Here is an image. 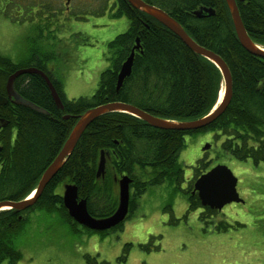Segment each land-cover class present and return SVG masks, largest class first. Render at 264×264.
<instances>
[{"label": "trees", "instance_id": "16d2710c", "mask_svg": "<svg viewBox=\"0 0 264 264\" xmlns=\"http://www.w3.org/2000/svg\"><path fill=\"white\" fill-rule=\"evenodd\" d=\"M166 11L202 47L220 55L229 66L233 80V98L225 113L201 133L215 134L220 151L239 161L252 160L264 165V58L250 54L240 43L225 0H145ZM129 29L109 42V67L100 79L92 97L67 100L61 81L51 70L57 58L46 51L34 33L29 41L35 48L29 57L15 62L0 53V94L7 96L8 77L17 69L34 66L48 74L63 98L64 108L56 106L51 92L40 75H22L15 87L22 97L45 109L44 115L11 100L0 106V118L10 120L14 132L4 130L3 164L0 168V201H18L36 187L41 175L54 161L74 128L78 116L88 109L112 101L134 105L156 117L186 121L209 114L217 105L223 87L220 69L211 60L193 52L163 24L123 2ZM212 8L216 14L197 19L198 9ZM240 15L250 38L264 47V0L238 1ZM44 27L42 31L49 30ZM48 39H55L51 31ZM42 40V32H41ZM140 38L141 49L136 52L132 75L117 91V75ZM42 48L44 51H39ZM69 115L68 119L64 117ZM191 132L162 130L130 114L114 112L95 120L82 135L73 154L59 171L57 179L75 183L79 197L86 199L90 214L97 218L112 215L118 204L114 190V169L118 176L127 175L131 184L130 209L133 214L139 199L150 186L164 183L181 189L185 171L179 156L185 148V136ZM106 154L104 177H96V165L101 152ZM222 154V156H224ZM225 157V156H224ZM205 159L194 168L197 177L210 169ZM147 170L152 176L140 181ZM109 174V175H108ZM56 179L42 194V207L48 211L61 210L74 226L64 208ZM184 189L190 201L189 211L202 209L193 185ZM199 220L210 232H228L226 221L215 224L221 212L203 208ZM10 211L0 213V264H18L22 258L17 247L23 227L14 231ZM206 214V215H205ZM207 217L209 219H207ZM11 224V225H10ZM213 224V226H212ZM121 226L112 229L119 230ZM21 228V229H20ZM88 229V228H86ZM90 230V229H88ZM91 231V230H90ZM208 231V230H205ZM120 260L125 261L123 256Z\"/></svg>", "mask_w": 264, "mask_h": 264}, {"label": "rangeland", "instance_id": "374dc122", "mask_svg": "<svg viewBox=\"0 0 264 264\" xmlns=\"http://www.w3.org/2000/svg\"><path fill=\"white\" fill-rule=\"evenodd\" d=\"M16 1L29 4L33 0H13ZM91 1L94 12L86 15L83 13L88 11L81 0L74 1L75 14L81 17L74 16L72 21L64 17L67 10L60 1L42 0V16L36 19L42 22V29L51 27L55 33L54 40L37 39L46 51L57 56L50 66L67 100L93 96L102 73L109 67V42L130 26L123 17L116 20V26L104 27L108 22L98 14L102 7L98 0ZM23 6L19 4L12 10L15 22L0 20V53L15 62L26 60L35 48L29 43L34 18L32 22L25 18L30 10L27 8V12ZM208 142L213 146L205 152ZM185 145L179 156L185 171L182 190L169 183L148 187L135 200L136 211L117 231L74 226L61 210L42 207L31 217L17 243L22 255L19 264H264V165L227 157L211 132L186 135ZM203 159L210 168L227 165L238 178V192L246 201L227 205L218 218L210 219L215 224L229 223L228 232L215 234L206 229L199 220L204 209L189 211L188 193L183 190L191 188L189 184L194 186L198 178L194 168ZM150 176L152 170H147L139 180L147 181ZM123 256L125 261L120 260Z\"/></svg>", "mask_w": 264, "mask_h": 264}, {"label": "water", "instance_id": "95a60500", "mask_svg": "<svg viewBox=\"0 0 264 264\" xmlns=\"http://www.w3.org/2000/svg\"><path fill=\"white\" fill-rule=\"evenodd\" d=\"M70 2L71 0H67ZM231 13L232 22L235 28L237 37L244 47L250 54L264 58V48L256 44L248 35L244 23L242 21L238 1L245 2L247 0H225ZM131 7L149 15L154 18L171 32L177 35L184 44H186L193 52L201 55L216 64L220 69L224 81V93L222 95V102L218 104L209 114L200 117L194 121H174L167 120L159 117H155L148 112L127 103L115 102L106 103L94 108H91L78 116L77 122L72 129L68 139L63 145L61 151L46 169L36 187V193L31 197L22 201H1L0 211L7 209H14L16 211L25 210L33 206L45 190L47 181L54 175L58 174L61 168L65 165L66 161L73 154L78 142L80 141L84 132L88 127L98 118L114 112H121L135 116L148 124L162 130H175V131H190L194 129H201L212 124L216 119L222 116L233 98V80L232 74L227 63L221 56L216 54L210 49L200 46L181 26L173 17L162 10L152 8L143 3L142 0H127ZM197 17L205 18L216 14V11L212 8L202 7L194 12ZM137 44L127 60L123 63L119 72V86H121L123 80L132 74L136 51L141 49L140 38L136 40ZM24 74H35L40 75L45 80L53 100L56 106L60 109L64 108L61 95L57 91L52 80L47 73L36 67H28L17 70L13 73L7 81L6 90L7 96L0 94V106L6 105L9 100L15 104L23 105L38 113L48 115V112L37 106L36 104L28 101L20 95L15 88V81L18 77ZM121 88L118 87L117 91ZM68 116L65 117L67 119ZM7 119L0 118V127L8 124ZM211 148V144H206L204 151ZM106 154L104 151L101 152V158L99 161V168L97 178L105 176L106 173ZM51 177V178H50ZM132 180L128 176H123L118 180L119 185V201L116 211L108 217L97 218L90 214L87 207L86 199H79V189L73 184H67L66 190L63 193V205L68 215L77 224L88 228L93 231H109L119 225H121L129 216L130 212V184ZM238 178L234 175L232 170L225 164H218L211 168L208 172L202 174L196 179L194 183L193 193H197L203 207H209L212 210L221 211L226 205L232 203H244V199L240 197L237 189Z\"/></svg>", "mask_w": 264, "mask_h": 264}, {"label": "flooded vegetation", "instance_id": "af4514ba", "mask_svg": "<svg viewBox=\"0 0 264 264\" xmlns=\"http://www.w3.org/2000/svg\"><path fill=\"white\" fill-rule=\"evenodd\" d=\"M54 1H60L63 4V6L66 8L67 12L64 13V17L66 19L72 18V21H74V18H76L74 16L81 17V16H78L75 14V11H76L75 8L76 7L73 5L75 0H71L70 2H68L67 0H54ZM98 2L100 3V6L102 7V8H100V12H102V13L100 14V12H99L98 14H99L101 19L108 22L107 25L102 24L104 27H114V26H116V20L117 19L125 17V15L122 13H124L123 2L125 3L126 0H98ZM98 2L96 1L95 5H98L99 4ZM81 3L85 6V8H87V11H88V13L84 12L83 15L93 14V12H94L93 9H95V8H94V3L91 0H81ZM16 4H18V5L23 4L25 6V7L23 6V8H26L27 12H28L27 8H29L30 12H28L25 15V18H27L31 22L34 18V24L32 25V29L35 27H42V22H37V20H36L37 18H40V16H42V0H35V1L33 0L29 4H27L23 1H16L14 3L13 0H0V20H5V22H9V23L15 22V20L12 17V13H13L12 10L14 9V7L18 6ZM96 9H97V11L99 10V8H96ZM20 23H23V21H20ZM20 23L18 22V24H20ZM71 36H73V35H71ZM24 75H27V74H24ZM3 131H0V139H1ZM3 149H4L3 144L0 142V168L3 164H5V162H3V157H2ZM109 168L110 167L108 164V170H109ZM111 174L113 175V179H114V186H115L114 190H116L117 184L115 181H116V177L118 178L119 176L117 174H115L114 169L110 172V176H111ZM3 201H11V200H3ZM18 201H21V200H18ZM15 202H17V201H15ZM245 203H246V201H245ZM40 205H42V195L40 196L39 200L37 201V203L34 206H31L30 208H27V209L21 210V211H15V210L10 211L9 214H11V216L14 217V218H12V226L14 225L13 230L14 231L18 230L22 224H28L31 217L33 215H37L38 212L40 211V208H39ZM130 211H131V209H130ZM222 211L223 210H221V212ZM131 215L132 214L130 212L129 217Z\"/></svg>", "mask_w": 264, "mask_h": 264}, {"label": "bare ground", "instance_id": "6f19581e", "mask_svg": "<svg viewBox=\"0 0 264 264\" xmlns=\"http://www.w3.org/2000/svg\"><path fill=\"white\" fill-rule=\"evenodd\" d=\"M143 1V3H145L147 6H149V7H152V8H156V9H158V10H162V11H164L163 9H161V8H159L158 6H156V5H153V4H150V3H148V2H146L145 0H142ZM126 2H127V0H126ZM128 3V2H127ZM129 4V3H128ZM130 5V4H129ZM130 7H131V5H130ZM133 8V7H132ZM164 12H166V11H164ZM167 13V12H166ZM168 14V13H167ZM193 15L197 18V19H203V18H200V17H197L194 13H193ZM174 19V18H173ZM175 21H177L176 19H175ZM178 22V21H177ZM179 23V22H178ZM180 24V23H179ZM181 25V24H180ZM182 26V25H181ZM50 29L49 30H44V31H42V27H35V28H33V29H31V37H33L34 36V33H35V36H36V38H38V37H41V32H42V40H45L46 38L48 39V37H51V36H49V32L48 31H50L51 30V27H49ZM52 32V35L53 36H55V33L53 32V31H51ZM139 38V37H138ZM50 40H54V39H50ZM137 41L135 40V45L137 44L136 43ZM55 45V44H54ZM53 44L51 45V46H54ZM135 45H134V47H135ZM134 47H133V49H134ZM140 51V50H139ZM138 50L136 51V52H139ZM130 56V55H129ZM220 56V55H219ZM127 60V59H126ZM224 60V59H223ZM225 61V60H224ZM226 62V61H225ZM123 65V64H122ZM31 67H34V66H31ZM122 67V66H121ZM23 68H28V67H23ZM19 69H22V68H19ZM19 69H17V70H19ZM16 70V71H17ZM120 70H121V68H120ZM16 71H14L13 73H15ZM120 72V71H119ZM12 73V74H13ZM11 74V75H12ZM10 75V76H11ZM132 75V74H131ZM130 75V76H131ZM9 76V77H10ZM130 76H127L124 80H123V82H122V84H121V86H119V73H118V75H117V82H116V88H118V87H120V88H122L123 87V85H124V83H125V81L130 77ZM8 77V78H9ZM19 78V77H18ZM16 88V87H15ZM17 90V89H16ZM223 91H222V93H221V97H222V95H223ZM5 96V95H4ZM220 96H219V100H218V104H221V102H222V98H221ZM61 99H62V101H63V98L61 97ZM115 102H118V101H112V102H109V103H115ZM104 104H106V103H104ZM63 105H64V102H63ZM101 105H103V104H101ZM98 106H100V105H98ZM95 107H97V106H95ZM92 108H94V107H92ZM91 109V108H90ZM89 110V109H88ZM86 112V111H85ZM49 114V113H48ZM109 114V113H108ZM150 114V113H149ZM107 115V114H106ZM152 115V114H151ZM66 116H68V118H69V115H66ZM65 116V117H66ZM154 116V115H153ZM64 117V118H65ZM156 117V116H155ZM67 118V119H68ZM139 119V118H138ZM198 119H200V118H197V119H192V120H188V121H194V120H198ZM168 120V119H167ZM6 121H8V124L6 125V126H2V127H0V131H3V130H8V131H11V132H14V128H12L11 127V122H10V120H6ZM147 123V122H146ZM148 124V123H147ZM150 125V124H149ZM152 126V125H151ZM209 126V125H208ZM208 126H206V127H208ZM153 127V126H152ZM206 127H204V128H201V129H194V130H190L189 132H191L192 134H197V133H200V131H202L203 129H205ZM154 128H156V127H154ZM210 150V149H209ZM209 150H207V151H209ZM206 151V152H207ZM227 157H229V156H227ZM101 158V157H100ZM51 165V164H50ZM49 165V166H50ZM48 166V167H49ZM47 167V168H48ZM63 168V167H62ZM61 168V169H62ZM98 168H99V163H97V165H96V177H97V174H98ZM108 169V165H106V170ZM46 171V170H45ZM44 171V172H45ZM44 174V173H43ZM42 174V175H43ZM106 174V173H105ZM42 175H41V177H42ZM57 176H58V174H56V175H54L51 179H49L48 181H47V186L49 185V183L50 182H52L54 179H56V184L58 185V188L60 189V193H59V195L61 196V191H65L66 190V186H67V184H73V185H75V186H77L75 183H70V182H66V181H62L61 179H57ZM124 175H122L121 177H123ZM125 176H127V175H125ZM129 177V176H128ZM130 178V177H129ZM99 179V178H98ZM131 180H132V182H133V179L132 178H130ZM132 184V183H131ZM131 184H130V187H131ZM38 186V184L36 185V187ZM46 186V187H47ZM46 187H45V189H46ZM78 187V186H77ZM44 192V191H43ZM43 194V193H42ZM41 194V195H42ZM40 198V197H39ZM39 200V199H38ZM37 203V202H36ZM35 203V204H36ZM34 204V205H35ZM33 205V206H34ZM87 207H88V202H87ZM30 208V207H29ZM39 208H40V211H42V205H40L39 206ZM14 209H7V208H5V210H2V211H0V213H2V212H6V211H13ZM16 211V210H15ZM116 211V210H115ZM111 216V215H110ZM23 227V230L24 231H21V235H20V237L23 235V233L25 232V230H26V227H27V224H22L21 225V228ZM20 228V229H21ZM0 229L1 230H3V228L1 227V224H0Z\"/></svg>", "mask_w": 264, "mask_h": 264}]
</instances>
